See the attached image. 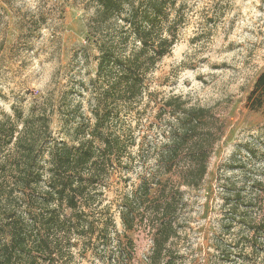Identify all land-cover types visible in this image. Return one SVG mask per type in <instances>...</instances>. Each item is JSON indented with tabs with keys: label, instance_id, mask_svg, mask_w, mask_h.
<instances>
[{
	"label": "trees",
	"instance_id": "16d2710c",
	"mask_svg": "<svg viewBox=\"0 0 264 264\" xmlns=\"http://www.w3.org/2000/svg\"><path fill=\"white\" fill-rule=\"evenodd\" d=\"M10 2L0 0L6 6ZM177 2L88 0L93 14L87 30L98 51L96 78L90 81L96 103L90 116L60 119L63 137L52 130L53 108L41 105L27 116L17 111L14 116L0 114V264H67L77 247L73 240H90L97 231L107 239L110 230L120 237L118 220L128 245L133 240L127 233L138 226L152 233L149 264H181L179 250L171 245L181 235L182 188L199 190L204 184L225 123L214 108L191 105L181 96L157 102V94L148 92V76L176 44L180 17L171 21L170 13L178 15ZM146 96L147 107L154 104L156 119L164 123L159 145L137 142L131 126L111 130L116 117L111 105L125 104L137 111ZM248 104L255 112L264 109V72ZM130 146L137 147V157L153 169L121 198L115 213L101 209L103 172L98 164H121ZM242 183L240 188L235 183L222 186L226 227H252L249 210L243 208L250 203L260 215L256 231L264 234V181L249 187L247 180ZM55 231L60 236H54ZM225 251L221 248L220 253ZM122 257L120 249L117 259Z\"/></svg>",
	"mask_w": 264,
	"mask_h": 264
},
{
	"label": "rangeland",
	"instance_id": "374dc122",
	"mask_svg": "<svg viewBox=\"0 0 264 264\" xmlns=\"http://www.w3.org/2000/svg\"><path fill=\"white\" fill-rule=\"evenodd\" d=\"M87 2L0 3V114L14 116L17 111L27 116L41 105L53 108L52 130L60 138L61 120L90 116L96 103L90 81L96 78L98 51L87 30L93 14ZM176 9L178 15L170 13L171 21L180 17L176 44L148 76V92L157 94V102L181 96L191 105L214 108L225 129L202 187L182 188L181 235L171 247L179 250L181 264H264V234L256 231L257 209L244 203L252 227L238 224L229 230L222 199L223 185L235 183L240 188L246 180L248 187L264 181V109L255 112L248 104L264 72V0H178ZM149 101L146 96L137 111L125 104L111 105L110 112L116 116L111 130L131 126L137 142L161 144L164 123L156 119L154 104L147 107ZM137 151L130 146L121 164H98L103 172L99 208L115 213L121 198L153 169L152 164H143ZM116 231L120 237L110 230L107 239L97 231L90 240H73L77 247L73 258L67 256V264H149L153 250L149 229L138 226L127 233L133 245H128L119 220ZM52 234L60 236L57 231ZM221 248L226 251L220 253Z\"/></svg>",
	"mask_w": 264,
	"mask_h": 264
}]
</instances>
